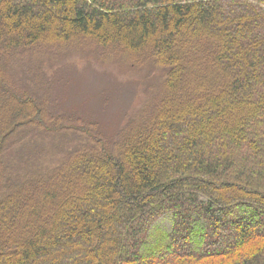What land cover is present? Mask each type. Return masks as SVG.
<instances>
[{
  "label": "trees",
  "instance_id": "trees-1",
  "mask_svg": "<svg viewBox=\"0 0 264 264\" xmlns=\"http://www.w3.org/2000/svg\"><path fill=\"white\" fill-rule=\"evenodd\" d=\"M0 264H264V0H0Z\"/></svg>",
  "mask_w": 264,
  "mask_h": 264
},
{
  "label": "rangeland",
  "instance_id": "rangeland-1",
  "mask_svg": "<svg viewBox=\"0 0 264 264\" xmlns=\"http://www.w3.org/2000/svg\"><path fill=\"white\" fill-rule=\"evenodd\" d=\"M93 73H91L90 74V77H89V80H88V85H89V88H88V95L90 96V97H93V99L94 98H96V97H100V95L102 94V93H104V94H107L106 92H104L103 90H105V89H109L110 88V85L109 86H107L104 82L102 83V85H100V86H98V84H99V82H101L102 81V79L100 78V77H98V79L97 80H93V75H92ZM94 83H96V84H94ZM92 84V85H91ZM118 86V84L115 86V87H117ZM59 89H60V86L59 87H57L56 88V92L57 91H59ZM78 90V87L77 86H75V84L73 85V90H72V97L70 98V100H68V99H66V100H64V99H62V101H60V103H64L65 105H67V106H64V108H68V109H72L73 107H74V104H73V102L74 103H77V101H76V96H75V94L76 93H74L75 91H77ZM120 97H123L124 99H126L124 96H122V95H119ZM91 100V99H90ZM73 101V102H72ZM79 101H81V99L79 100ZM117 105L115 106V107H113V106H111V111L112 112H108L107 113V115H106V117H105V119H103V118H101V117H99L100 119H101V121H103L105 124V126L106 127H108L109 128V130H113V129H115L117 126H118V124L120 123V121H121V119H120V117H121V115H122V113H119V115L117 114L119 111H120V109L122 108V107H124L125 106V102H124V100L123 101H118L117 103H116ZM124 104V105H123ZM78 113L80 114V115H82L83 117H86V120L89 122V120L91 121V119L93 118V116L91 117H89L88 115V110L86 111V112H84V111H82L81 109L78 111ZM112 113H114V114H112ZM116 113V114H115ZM88 114V115H87ZM86 115V116H85ZM98 117V116H97ZM122 117H123V115H122ZM95 118V117H94ZM123 121V120H122ZM120 125V124H119Z\"/></svg>",
  "mask_w": 264,
  "mask_h": 264
}]
</instances>
